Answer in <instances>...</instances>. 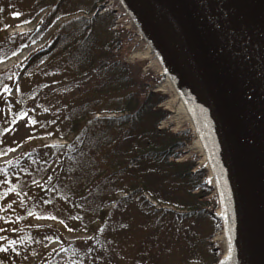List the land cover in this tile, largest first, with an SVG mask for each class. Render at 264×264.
Instances as JSON below:
<instances>
[{"label":"trees","instance_id":"obj_1","mask_svg":"<svg viewBox=\"0 0 264 264\" xmlns=\"http://www.w3.org/2000/svg\"><path fill=\"white\" fill-rule=\"evenodd\" d=\"M86 1L90 6L73 0H34L30 6L33 18L21 25L36 26L26 32L9 34L0 21V63L40 43L54 29L51 42L25 62L19 79L50 61H60L72 75L61 94L79 86V92L67 101L59 97V107L42 120L49 126L62 114L58 133L50 137L66 143L42 144L0 166V205L12 193H26L41 186L20 216L17 231L0 244L5 249L0 250V264H55L54 254L48 255L49 246L56 241L70 250L67 264H111L107 260L112 261L110 247L114 240L107 238L106 232L123 226L122 218L113 216L121 214L126 203L134 199L149 216L147 237L158 249L154 260L159 258V264H167L163 253L176 239L187 250L178 264H201L202 254L222 226L220 217L205 200L212 190L207 171L198 167L195 158L182 160L192 141L190 131L159 128L169 116L160 106L168 95L154 91L158 78L144 77L120 59L123 38L111 29L116 13H102L106 0ZM98 21L113 34L99 43L95 34ZM11 76L5 75V79ZM44 90L20 96L17 115L37 113ZM103 98L109 100L98 108ZM15 150L0 128V157ZM148 197L160 208L156 209ZM217 203L215 200L213 206ZM209 216L218 224L214 232L207 235L194 228ZM32 218L53 224L36 225ZM154 229L164 230L162 240ZM67 234L87 238L67 242ZM33 258L36 261L32 262ZM208 258L210 264L225 263L214 250ZM154 260L147 259L145 264H156Z\"/></svg>","mask_w":264,"mask_h":264},{"label":"water","instance_id":"obj_2","mask_svg":"<svg viewBox=\"0 0 264 264\" xmlns=\"http://www.w3.org/2000/svg\"><path fill=\"white\" fill-rule=\"evenodd\" d=\"M139 1L213 141L243 264H264V0Z\"/></svg>","mask_w":264,"mask_h":264},{"label":"rangeland","instance_id":"obj_3","mask_svg":"<svg viewBox=\"0 0 264 264\" xmlns=\"http://www.w3.org/2000/svg\"><path fill=\"white\" fill-rule=\"evenodd\" d=\"M73 2L83 3L87 7L91 4L86 0H73ZM33 3L34 0H0V21L2 20L4 22L9 34L30 31L36 26L33 24L21 25L23 22L33 18L32 11L30 10V6ZM110 4L111 7L116 8L119 13H123L124 6L121 5L119 0H112ZM118 5L120 8L117 7ZM132 11L134 12L133 16L137 17L141 25L147 29L148 25L144 23L138 10L132 6ZM14 13H19V15H14ZM85 16L87 18L92 17L91 15ZM104 16L105 15H102V17ZM105 20L107 21V19ZM125 20H128L133 26L132 20L128 18L127 15ZM53 32L54 29L52 32H49L40 43L27 47L18 56L12 58L8 62L0 63V128H3L4 133L8 136V142L11 146L17 149L7 157H0V166L18 160L27 151L37 146H42V144L52 145L66 143V141H62L59 138L50 137L58 133L56 128L60 125L62 114L54 120L56 122L49 126L43 125L42 120L47 114L51 113L52 109L59 107L57 102L59 97L63 99V101H67L71 96L79 92V86H77L69 91L68 94H61L63 86L69 84L72 78V75L68 72V66H64L60 61H50L19 79L25 62H27L36 51L51 42L53 39ZM95 34L98 43L107 37V35L110 37L113 36V34L107 32L105 28L102 27L101 21L96 23ZM124 35V32L119 33L120 38H124ZM140 46L142 49L144 48V50L147 48L146 43H142ZM153 57L154 60L151 61V64L147 62L149 60H143L131 63V65L137 68L144 77L152 76L159 78L158 74L162 72V69L157 63L155 53ZM10 73H12L11 79L6 80L5 75ZM163 84V94L168 95V99L163 102L162 108L169 112V116L160 123L161 128L167 129L170 127L173 132H180L187 129L190 131L192 141L184 150L182 160L195 158L198 167L205 168L207 171L208 185L212 187L210 195L205 197V200L210 202L209 208L221 216L222 227L219 231H215V229L218 228V224L215 223L210 216L200 220L194 227L199 232L205 231L207 235L215 231L211 239L212 245L209 246L201 256V260H203L201 264H210V259L208 258L210 250H214L216 254H219L225 262L224 264H233L232 253L230 252L231 238L225 226V218L221 213L222 203L220 190L213 173L210 159L207 155L206 146L201 139L199 129L196 125L193 112L183 103L182 94L175 83L171 82V84L168 85L164 80L161 85ZM5 86L7 89H10V91H5ZM39 88L45 90L40 95L39 103L36 107L37 113H30L28 116L17 115L21 108L20 96ZM55 89L59 90L55 91ZM106 100H109V98H103L100 104H98V108H101L103 104H107ZM101 116H116V114L95 115V117ZM40 190L41 186H36L26 193H12L0 205L1 245L6 240H10L12 238L11 234L17 231L19 228L20 216L30 201L40 193ZM148 199L156 209L160 208L158 203L154 202L149 197ZM215 200H217L218 203L216 206H213ZM126 204L124 211L120 212L121 214L115 213L113 216L114 219L118 217L122 218L123 226L116 229L113 228L106 232V237L114 240V245L110 247L112 261L108 259L107 263L112 264L115 260L117 264H133L134 261L138 260L140 261L138 264H145L147 259L154 260V256H156L158 252V249H155V241H150V237H147L150 231L147 225V217L149 216L145 214L144 208H141L137 200L128 201ZM126 214H129V217H127ZM31 222L37 223L36 225L53 224L45 221H38L36 218H32ZM152 222L153 219L150 220V224ZM154 233L158 234L161 240L163 239L164 230L156 231L154 229ZM85 238H87V236L81 234H67L65 241L71 242L74 240H83ZM181 244L182 243L178 242L176 239H172V242L168 245L169 249L165 250V254L163 253V259L167 264H178L183 261L184 254L187 250L186 247L181 246ZM49 250L48 256L54 254L55 264H67L68 253L70 251L68 246H65L61 241H56L49 246ZM48 256H46L45 259ZM34 261H36L35 258H33L32 262ZM154 263L159 264L160 259L155 258Z\"/></svg>","mask_w":264,"mask_h":264},{"label":"bare ground","instance_id":"obj_4","mask_svg":"<svg viewBox=\"0 0 264 264\" xmlns=\"http://www.w3.org/2000/svg\"><path fill=\"white\" fill-rule=\"evenodd\" d=\"M132 2L136 5V7L140 11V13H142L144 15L145 19L147 20V16L143 10V6L140 3V1L139 0H132ZM148 32H149V34H151L150 36H152V38H153V39L151 38L152 42L154 41L155 42L154 44H156V42H157L161 51H162L161 52L158 49V53L160 55V58L166 62L167 66H166V64H165V66H166V68H168L171 78L173 79L176 86L180 90V93L182 94V97L184 100L183 103H185V105H187V107L190 109V111L193 112L194 119L196 120V125L199 129L201 139L206 146L207 155L210 159V163H211V166L213 168V173L215 175L216 182H217V185H218L219 190H220L221 203H222L221 213L225 218V221H224L225 226H226V229L229 232L230 238H231V240H230V242H231L230 252L232 253L233 264H243V254L241 253L239 243L237 240V236H236V230H235L234 225H233V213L231 212L230 204H229V202L225 196L226 176H225V173L223 171L222 164H221V162L218 158V155L216 153V150L214 148L211 136H210V134H209V132L205 126V123L203 122L202 115L199 112L198 107H197L192 95L190 94L187 86L185 85V83L182 79L180 70H179L174 58L171 56V54L165 48V46H164L165 43H164L163 39L161 38L160 34L157 32L155 26L152 24H150V28H148ZM156 47L158 48L157 44H156ZM146 54H149V51L146 52ZM183 106H184V104H183Z\"/></svg>","mask_w":264,"mask_h":264},{"label":"snow or ice","instance_id":"obj_5","mask_svg":"<svg viewBox=\"0 0 264 264\" xmlns=\"http://www.w3.org/2000/svg\"><path fill=\"white\" fill-rule=\"evenodd\" d=\"M14 15H19V13H14ZM5 91H10V89H7V87L5 86ZM0 250H5V249L0 248Z\"/></svg>","mask_w":264,"mask_h":264},{"label":"built area","instance_id":"obj_6","mask_svg":"<svg viewBox=\"0 0 264 264\" xmlns=\"http://www.w3.org/2000/svg\"><path fill=\"white\" fill-rule=\"evenodd\" d=\"M133 41V39H130V42H132ZM132 58V56L130 57V59Z\"/></svg>","mask_w":264,"mask_h":264}]
</instances>
